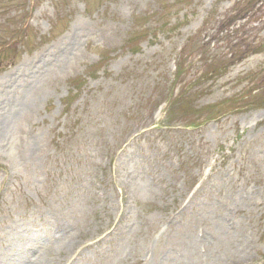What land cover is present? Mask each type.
<instances>
[{
	"label": "rangeland",
	"instance_id": "obj_1",
	"mask_svg": "<svg viewBox=\"0 0 264 264\" xmlns=\"http://www.w3.org/2000/svg\"><path fill=\"white\" fill-rule=\"evenodd\" d=\"M98 1L0 0V264H264V0Z\"/></svg>",
	"mask_w": 264,
	"mask_h": 264
},
{
	"label": "bare ground",
	"instance_id": "obj_2",
	"mask_svg": "<svg viewBox=\"0 0 264 264\" xmlns=\"http://www.w3.org/2000/svg\"><path fill=\"white\" fill-rule=\"evenodd\" d=\"M22 264H27V262H25V263H22Z\"/></svg>",
	"mask_w": 264,
	"mask_h": 264
}]
</instances>
